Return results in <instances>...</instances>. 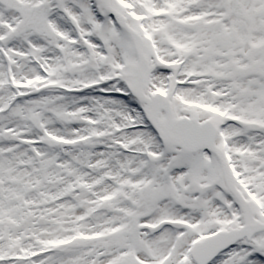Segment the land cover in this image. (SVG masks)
Masks as SVG:
<instances>
[{
    "label": "snow or ice",
    "instance_id": "obj_1",
    "mask_svg": "<svg viewBox=\"0 0 264 264\" xmlns=\"http://www.w3.org/2000/svg\"><path fill=\"white\" fill-rule=\"evenodd\" d=\"M0 264H264V0H0Z\"/></svg>",
    "mask_w": 264,
    "mask_h": 264
}]
</instances>
